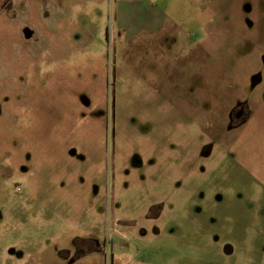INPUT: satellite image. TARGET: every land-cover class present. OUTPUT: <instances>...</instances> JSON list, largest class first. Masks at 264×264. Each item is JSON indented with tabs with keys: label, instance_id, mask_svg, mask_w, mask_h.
<instances>
[{
	"label": "rangeland",
	"instance_id": "rangeland-1",
	"mask_svg": "<svg viewBox=\"0 0 264 264\" xmlns=\"http://www.w3.org/2000/svg\"><path fill=\"white\" fill-rule=\"evenodd\" d=\"M57 260L264 264V0H0V264Z\"/></svg>",
	"mask_w": 264,
	"mask_h": 264
},
{
	"label": "flooded vegetation",
	"instance_id": "flooded-vegetation-1",
	"mask_svg": "<svg viewBox=\"0 0 264 264\" xmlns=\"http://www.w3.org/2000/svg\"><path fill=\"white\" fill-rule=\"evenodd\" d=\"M237 114H240V111H238ZM162 210H163L162 207H161L160 205L156 204L155 206H153V207L151 208V210H150V215H151V216H157V215H159V214L162 213ZM127 223H128L129 225H131V224L135 225V224H136V221H135V220H133V221H128ZM94 243H95V242H94ZM95 244H96V243H95ZM97 245H99V244H97ZM89 250H91V249H89ZM78 251H79V252H78L79 254L82 253V252H85L83 249H81V250L79 249ZM60 254H61L62 256H67V255L69 254V252L61 251ZM74 262H76L75 259L71 260L69 263H74ZM55 263H57V264H61L60 260L55 261Z\"/></svg>",
	"mask_w": 264,
	"mask_h": 264
}]
</instances>
